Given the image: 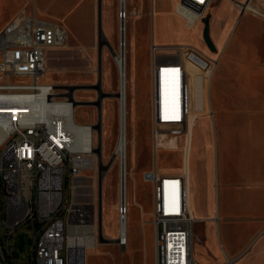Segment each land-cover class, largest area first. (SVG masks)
<instances>
[{
    "label": "built area",
    "instance_id": "built-area-1",
    "mask_svg": "<svg viewBox=\"0 0 264 264\" xmlns=\"http://www.w3.org/2000/svg\"><path fill=\"white\" fill-rule=\"evenodd\" d=\"M209 2L179 0L180 7L197 14ZM124 18L125 12H120L119 20ZM67 36L64 26L38 18L34 11L20 12L0 32V264H7V259L11 264H75L68 235L71 227L85 221L94 224L92 239L94 244L99 242L94 220L89 221L84 206L73 200L90 155L88 141L77 142L74 135V129L82 125L75 116L81 103L75 98L78 88L40 81L46 72V52L62 47ZM158 49L152 42L150 132L154 150L163 141L161 132L175 138L184 135L191 113L182 48H177V54L162 56L156 54ZM213 64L209 62V72ZM173 69L178 70L173 78L174 97L163 118L160 78L163 72L172 75ZM18 78L28 81L18 82ZM143 180L151 183L153 191L156 264H195V219L187 205L183 176L160 172L154 163L143 173ZM125 213L119 200V217ZM22 224L30 232V249L25 262L19 263L10 253L7 240ZM114 244L123 249L126 240L117 237Z\"/></svg>",
    "mask_w": 264,
    "mask_h": 264
},
{
    "label": "crops",
    "instance_id": "crops-1",
    "mask_svg": "<svg viewBox=\"0 0 264 264\" xmlns=\"http://www.w3.org/2000/svg\"><path fill=\"white\" fill-rule=\"evenodd\" d=\"M24 1L29 4L30 0L1 1L0 9H7L8 15L0 32L25 12ZM59 4L64 6L66 19L85 24L86 29L78 35L85 39L91 0H61ZM33 11L37 16L35 5ZM153 13L180 32L178 38H159L162 45L154 43L167 53L180 47L182 54L187 50L189 58L185 61L191 93L188 129L178 138L172 136L158 143V147L172 146L183 162L170 174L183 176L187 205L197 225L193 260L195 264H264V0H210L200 20L197 13L188 10L156 8L151 0L148 14ZM139 17L147 16L142 13ZM204 17L208 19L212 50L202 37ZM210 61L214 64L209 72ZM208 116L202 128L200 119ZM205 130L210 133L207 135ZM207 150L210 155L205 160L206 168L199 165L193 175L194 153L203 157ZM155 237L154 227V245L144 241L139 251L129 245L127 229L126 246L119 250L130 249L132 264H156Z\"/></svg>",
    "mask_w": 264,
    "mask_h": 264
},
{
    "label": "rangeland",
    "instance_id": "rangeland-1",
    "mask_svg": "<svg viewBox=\"0 0 264 264\" xmlns=\"http://www.w3.org/2000/svg\"><path fill=\"white\" fill-rule=\"evenodd\" d=\"M0 0V8H3ZM13 1V0H9ZM61 0H30L26 4V13H32L34 5L38 18L59 23L70 27L75 35L68 29L67 41L58 49H51L46 52V73L40 80L42 83H49L57 86L68 84L77 86L75 98L81 102L76 109L75 116L78 123H91L94 128L96 150L93 156L94 167L86 168L81 172V178L77 181V201L84 206L89 221L94 220L96 229H100L101 237L97 244L84 250L86 254L85 264H132L130 249L121 252L114 244L118 237L119 221V163L114 155V147L118 134V99L114 94L118 92V75L114 62L118 48V19L120 11L118 0H101L100 17L101 31L97 30V0H91L90 19L87 21L89 34L84 39L78 36L86 26L77 19H66L64 6L59 4ZM34 2V5H33ZM6 5V3H5ZM156 8H175L186 12L180 7L179 0H154ZM151 9V0H127L126 9V60H127V136H128V166H127V191H128V242L134 248L142 249L144 241L148 246L154 245V226L152 223V185L143 180V173L148 168L158 165L159 171L167 174L180 169L182 159L175 148L169 145L168 148H158L154 153L150 130V102L152 93V77L148 73L151 65L150 44L151 41L158 43L159 38L173 39L179 37V30L169 28L165 18L153 13L148 14ZM0 25L6 17L8 10L0 9ZM206 9L198 13L197 19L205 14ZM134 12V13H133ZM136 13V15H135ZM146 18H140V14ZM193 22L192 14L189 16ZM205 18V17H204ZM147 20V21H146ZM145 22L147 26L145 25ZM186 23L193 28L195 23ZM204 25V23H203ZM192 40H197L193 36ZM198 42V41H197ZM158 45H162L159 44ZM185 46V45H184ZM176 50V47L174 48ZM175 52H162L159 48L156 54H176ZM101 55L99 58L98 55ZM186 63L188 52L184 50ZM197 59V58H195ZM100 65V69H98ZM172 75L164 72L160 78V108L161 116L164 118L165 107L174 97V81L178 70L173 69ZM18 78L16 81H25ZM172 80V81H171ZM28 81V80H26ZM100 89L96 90V87ZM100 102L101 121H98L96 104ZM208 118L200 119V126L203 128L208 123ZM196 128L197 132L201 129ZM99 127V128H98ZM202 131V130H201ZM208 135L209 130H205ZM172 137L169 133L161 132L163 142ZM171 144V143H170ZM197 147V146H195ZM98 155H100V163ZM210 155V150L204 153L203 157L197 151L191 161L192 174L195 175L199 165L206 168L205 160ZM108 165L105 172L104 166ZM193 162V163H192ZM101 181V208L100 221L98 226V179ZM167 184V182H166ZM165 184V185H166ZM166 191V186L164 188ZM85 223H92L86 222ZM93 224V223H92ZM94 225V224H93ZM197 225H194V243ZM196 233V234H195ZM29 230L27 225L19 226L7 240L10 253L17 262L24 263L29 252ZM145 238L143 239V237ZM7 259V264H11Z\"/></svg>",
    "mask_w": 264,
    "mask_h": 264
},
{
    "label": "bare ground",
    "instance_id": "bare-ground-1",
    "mask_svg": "<svg viewBox=\"0 0 264 264\" xmlns=\"http://www.w3.org/2000/svg\"><path fill=\"white\" fill-rule=\"evenodd\" d=\"M118 8L120 11L126 12L127 0H118ZM118 48L117 55L114 56V62L118 75V134L114 147V155L118 158L119 163V197L122 205L125 206L126 213L119 217L118 221V237L125 239L127 242L128 229V191H127V162H128V136L126 129L127 122V60H126V13L124 19H118ZM47 67L45 65V71ZM46 73V72H45ZM80 104L77 105V108ZM120 107V113H119ZM81 124V123H80ZM94 128L91 123H82L74 129V135L77 142L88 141L87 150L90 155L87 159L86 168L94 167L93 156L96 150V141L94 138ZM159 136V135H158ZM161 137V136H160ZM160 143V142H159ZM78 186L74 189L73 200L77 201ZM119 209V206H118ZM92 223H84L83 225H74L71 227L68 235V244L72 250L75 264H85L86 254L84 250L94 245L92 239Z\"/></svg>",
    "mask_w": 264,
    "mask_h": 264
},
{
    "label": "water",
    "instance_id": "water-1",
    "mask_svg": "<svg viewBox=\"0 0 264 264\" xmlns=\"http://www.w3.org/2000/svg\"><path fill=\"white\" fill-rule=\"evenodd\" d=\"M100 1L101 0H97V30L98 33H100L101 31V17H100ZM203 23H204V28H203V32H202V37H203V41L205 42L206 46L212 50L213 49V45L212 42L210 40L209 34H208V19H203ZM98 57L100 58L101 55L99 53ZM98 69H100V65H98ZM77 87V86H76ZM96 90L100 89V87H96ZM119 92H117L116 94H114V97H116L117 99L119 98ZM97 107V111H98V121L100 123L101 121V115H100V102H98L96 104ZM99 128V127H98ZM99 158V163L101 161L100 159V155H98ZM114 159V156H112L110 162L107 164V166H104L102 169V172H105L108 168V165L111 163V161ZM101 164V163H100ZM101 181H102V176L99 175V179H98V226H99V221H100V208H101ZM100 229L98 230V234H99V239L101 237V233H100Z\"/></svg>",
    "mask_w": 264,
    "mask_h": 264
}]
</instances>
